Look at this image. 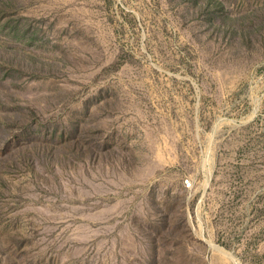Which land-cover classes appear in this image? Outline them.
<instances>
[{"label": "rangeland", "instance_id": "rangeland-1", "mask_svg": "<svg viewBox=\"0 0 264 264\" xmlns=\"http://www.w3.org/2000/svg\"><path fill=\"white\" fill-rule=\"evenodd\" d=\"M0 264H264V0H0Z\"/></svg>", "mask_w": 264, "mask_h": 264}]
</instances>
